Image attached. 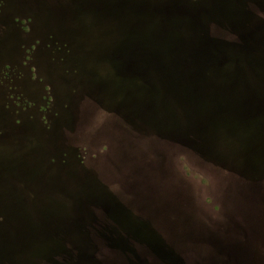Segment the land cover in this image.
<instances>
[{
	"label": "rangeland",
	"instance_id": "374dc122",
	"mask_svg": "<svg viewBox=\"0 0 264 264\" xmlns=\"http://www.w3.org/2000/svg\"><path fill=\"white\" fill-rule=\"evenodd\" d=\"M262 252L264 0H0V264Z\"/></svg>",
	"mask_w": 264,
	"mask_h": 264
},
{
	"label": "flooded vegetation",
	"instance_id": "af4514ba",
	"mask_svg": "<svg viewBox=\"0 0 264 264\" xmlns=\"http://www.w3.org/2000/svg\"><path fill=\"white\" fill-rule=\"evenodd\" d=\"M254 237V236H253ZM253 237H251V239L253 238ZM254 239H256L259 243H260V241L257 239V237H254ZM240 238H232V240H229L228 241V244H235L236 245V248H238V246H239V248L241 247V249H242V243H243V241L242 242H240ZM249 242H250V247L253 249V251L255 250V249H257V246L254 244V242L252 241V240H249ZM251 243H253V244H251ZM227 244V245H228ZM261 244V243H260ZM252 245V246H251ZM261 246H262V244H261ZM207 250H208V248H207ZM257 250H260V249H257ZM241 251V250H240ZM264 253L262 252V255H263ZM254 255H256V253L254 254ZM259 256H260V254H259ZM258 260H263V259H258Z\"/></svg>",
	"mask_w": 264,
	"mask_h": 264
}]
</instances>
